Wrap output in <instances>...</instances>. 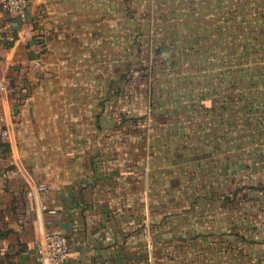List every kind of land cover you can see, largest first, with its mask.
<instances>
[{
	"label": "crops",
	"instance_id": "1",
	"mask_svg": "<svg viewBox=\"0 0 264 264\" xmlns=\"http://www.w3.org/2000/svg\"><path fill=\"white\" fill-rule=\"evenodd\" d=\"M191 1L30 0L24 22L0 13V76L18 157V175L10 177L0 148V264H39L34 243L45 231L67 237L62 264H198L192 250L187 261L173 253L183 243L162 241L161 223L152 225L162 217V104L147 129L151 94L145 79L133 82L149 28ZM261 79L254 103L264 100ZM233 80L246 94L239 100L249 97L246 82ZM180 102L188 114L190 104ZM179 121L174 134L185 137ZM150 153L160 155L151 162ZM36 183L47 186L55 213L40 209L37 194L26 195ZM240 198L245 207L228 223L221 264H264V194Z\"/></svg>",
	"mask_w": 264,
	"mask_h": 264
},
{
	"label": "rangeland",
	"instance_id": "2",
	"mask_svg": "<svg viewBox=\"0 0 264 264\" xmlns=\"http://www.w3.org/2000/svg\"><path fill=\"white\" fill-rule=\"evenodd\" d=\"M195 1L149 28L133 82L146 80L151 94L142 115L147 129L162 104V217L152 225L161 223L162 241L183 243L172 252L184 261L192 250L198 264H221L228 223L245 207L240 197L264 194V100L254 103L252 94L264 76V0ZM239 77L249 96L241 101ZM228 82L236 85L228 90ZM180 101L190 104L188 114ZM178 116L185 137L174 134Z\"/></svg>",
	"mask_w": 264,
	"mask_h": 264
},
{
	"label": "built area",
	"instance_id": "3",
	"mask_svg": "<svg viewBox=\"0 0 264 264\" xmlns=\"http://www.w3.org/2000/svg\"><path fill=\"white\" fill-rule=\"evenodd\" d=\"M30 0H0V13L14 15L21 21H26L27 9ZM2 33L0 29V40ZM7 103V85L5 80L0 76V143L7 145V157L10 169L7 173L10 177L18 175L17 154L13 135L10 129L9 115L11 110L6 106ZM26 195L32 197L37 194L42 211L53 214L55 209L49 208L47 201L49 190L43 183H36L34 188L29 187ZM34 250L39 264H62L68 257L71 247L67 237L56 231H45L36 239Z\"/></svg>",
	"mask_w": 264,
	"mask_h": 264
},
{
	"label": "trees",
	"instance_id": "4",
	"mask_svg": "<svg viewBox=\"0 0 264 264\" xmlns=\"http://www.w3.org/2000/svg\"><path fill=\"white\" fill-rule=\"evenodd\" d=\"M0 148L5 149V151H8L7 145L4 143H0Z\"/></svg>",
	"mask_w": 264,
	"mask_h": 264
}]
</instances>
